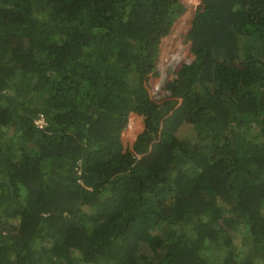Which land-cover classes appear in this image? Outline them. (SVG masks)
Segmentation results:
<instances>
[{"label":"trees","instance_id":"trees-1","mask_svg":"<svg viewBox=\"0 0 264 264\" xmlns=\"http://www.w3.org/2000/svg\"><path fill=\"white\" fill-rule=\"evenodd\" d=\"M202 2L157 101L180 0H0V264H264V0Z\"/></svg>","mask_w":264,"mask_h":264},{"label":"rangeland","instance_id":"rangeland-1","mask_svg":"<svg viewBox=\"0 0 264 264\" xmlns=\"http://www.w3.org/2000/svg\"><path fill=\"white\" fill-rule=\"evenodd\" d=\"M184 8L180 16L173 23L170 31L161 38L159 46V56L156 63V74H151L146 82L150 97L157 101L165 98L168 90L166 82L171 80L175 75L174 71L179 68L183 62H191L195 55L190 49V41L186 38L187 32L191 27L194 15L203 8L202 0H181ZM130 122L138 123L139 126L133 132L129 130ZM143 129L141 117L136 113H131L128 117L126 129L122 132L124 143H131L137 134ZM193 129L189 125H183L178 130L179 138H188L193 134ZM233 247L236 251H244L247 247V239L240 231H232Z\"/></svg>","mask_w":264,"mask_h":264},{"label":"clouds","instance_id":"clouds-1","mask_svg":"<svg viewBox=\"0 0 264 264\" xmlns=\"http://www.w3.org/2000/svg\"><path fill=\"white\" fill-rule=\"evenodd\" d=\"M181 1V0H180ZM182 3V2H181ZM183 4V3H182ZM39 119H42L43 120V123H42V125L41 126H43V124H44V119H43V117L42 116H40L37 120H36V122L39 120ZM38 123V122H37ZM39 125V124H38ZM41 126H39V127H41ZM135 140V139H134Z\"/></svg>","mask_w":264,"mask_h":264},{"label":"built area","instance_id":"built-area-1","mask_svg":"<svg viewBox=\"0 0 264 264\" xmlns=\"http://www.w3.org/2000/svg\"><path fill=\"white\" fill-rule=\"evenodd\" d=\"M37 122H38L39 126H41L42 123H43V120L42 119H39Z\"/></svg>","mask_w":264,"mask_h":264}]
</instances>
